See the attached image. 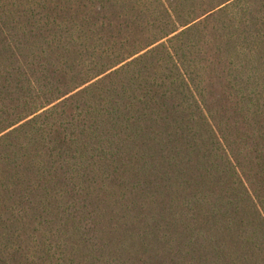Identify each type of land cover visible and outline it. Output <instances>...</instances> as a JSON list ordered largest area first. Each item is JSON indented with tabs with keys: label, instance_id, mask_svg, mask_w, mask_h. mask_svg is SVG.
<instances>
[{
	"label": "trees",
	"instance_id": "obj_1",
	"mask_svg": "<svg viewBox=\"0 0 264 264\" xmlns=\"http://www.w3.org/2000/svg\"><path fill=\"white\" fill-rule=\"evenodd\" d=\"M0 264H264V0H0Z\"/></svg>",
	"mask_w": 264,
	"mask_h": 264
}]
</instances>
